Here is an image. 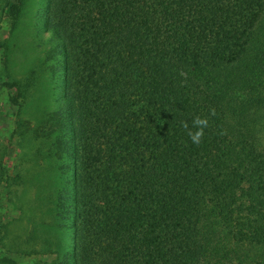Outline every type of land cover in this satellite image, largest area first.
<instances>
[{
  "label": "trees",
  "instance_id": "trees-1",
  "mask_svg": "<svg viewBox=\"0 0 264 264\" xmlns=\"http://www.w3.org/2000/svg\"><path fill=\"white\" fill-rule=\"evenodd\" d=\"M53 5L77 116L65 264H264V0Z\"/></svg>",
  "mask_w": 264,
  "mask_h": 264
},
{
  "label": "rangeland",
  "instance_id": "rangeland-1",
  "mask_svg": "<svg viewBox=\"0 0 264 264\" xmlns=\"http://www.w3.org/2000/svg\"><path fill=\"white\" fill-rule=\"evenodd\" d=\"M53 1L0 0V264L72 258L77 116Z\"/></svg>",
  "mask_w": 264,
  "mask_h": 264
},
{
  "label": "clouds",
  "instance_id": "clouds-1",
  "mask_svg": "<svg viewBox=\"0 0 264 264\" xmlns=\"http://www.w3.org/2000/svg\"><path fill=\"white\" fill-rule=\"evenodd\" d=\"M195 123H196V124L203 125V124H205V121H203V120H199V119H198V120L195 121ZM200 135H201V133H200V132H197V134H196L195 136L192 137L193 141H194V142H198V139H199V136H200Z\"/></svg>",
  "mask_w": 264,
  "mask_h": 264
}]
</instances>
